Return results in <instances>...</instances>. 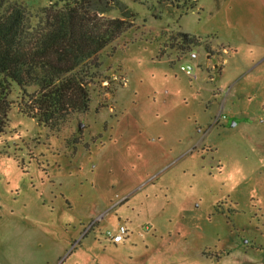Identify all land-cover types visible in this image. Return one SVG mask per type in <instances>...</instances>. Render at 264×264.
<instances>
[{"label":"rangeland","instance_id":"obj_1","mask_svg":"<svg viewBox=\"0 0 264 264\" xmlns=\"http://www.w3.org/2000/svg\"><path fill=\"white\" fill-rule=\"evenodd\" d=\"M20 1L33 27L58 0ZM108 1L133 24L95 56L86 110L51 130L9 96L0 264H264L258 0Z\"/></svg>","mask_w":264,"mask_h":264},{"label":"trees","instance_id":"obj_2","mask_svg":"<svg viewBox=\"0 0 264 264\" xmlns=\"http://www.w3.org/2000/svg\"><path fill=\"white\" fill-rule=\"evenodd\" d=\"M109 8L108 0H58L41 8L31 27L27 5L0 0V132L8 123L15 89L22 92L20 110L51 130L87 109V78L98 66L95 56L133 24L131 12L103 17ZM178 36L183 44L198 42L187 33ZM30 86L33 93H27Z\"/></svg>","mask_w":264,"mask_h":264},{"label":"built area","instance_id":"obj_3","mask_svg":"<svg viewBox=\"0 0 264 264\" xmlns=\"http://www.w3.org/2000/svg\"><path fill=\"white\" fill-rule=\"evenodd\" d=\"M189 60L180 66V70L185 72L186 74H191L194 69L193 60L196 58V54L194 52L188 53ZM127 228L124 225H119L116 230L111 231L107 230L105 232V237L108 238L111 242L117 244L124 240L125 235L127 233Z\"/></svg>","mask_w":264,"mask_h":264},{"label":"crops","instance_id":"obj_4","mask_svg":"<svg viewBox=\"0 0 264 264\" xmlns=\"http://www.w3.org/2000/svg\"><path fill=\"white\" fill-rule=\"evenodd\" d=\"M256 5H257L258 8L260 7L262 9V11H263V21H264V0H258ZM262 27H263V30H264V26H262Z\"/></svg>","mask_w":264,"mask_h":264},{"label":"water","instance_id":"obj_5","mask_svg":"<svg viewBox=\"0 0 264 264\" xmlns=\"http://www.w3.org/2000/svg\"><path fill=\"white\" fill-rule=\"evenodd\" d=\"M81 124V123H80Z\"/></svg>","mask_w":264,"mask_h":264}]
</instances>
